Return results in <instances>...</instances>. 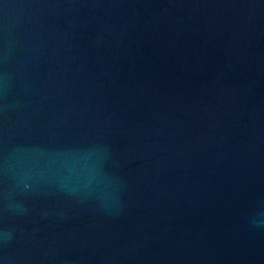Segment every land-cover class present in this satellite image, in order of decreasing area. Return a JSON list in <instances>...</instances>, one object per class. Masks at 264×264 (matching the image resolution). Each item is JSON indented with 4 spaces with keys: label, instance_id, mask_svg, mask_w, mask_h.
<instances>
[{
    "label": "water",
    "instance_id": "water-1",
    "mask_svg": "<svg viewBox=\"0 0 264 264\" xmlns=\"http://www.w3.org/2000/svg\"><path fill=\"white\" fill-rule=\"evenodd\" d=\"M0 264H264V0H0Z\"/></svg>",
    "mask_w": 264,
    "mask_h": 264
}]
</instances>
